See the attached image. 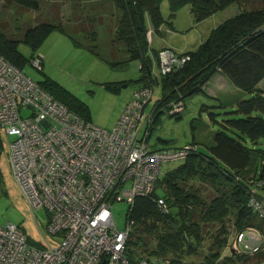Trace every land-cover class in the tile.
<instances>
[{
  "label": "trees",
  "instance_id": "trees-1",
  "mask_svg": "<svg viewBox=\"0 0 264 264\" xmlns=\"http://www.w3.org/2000/svg\"><path fill=\"white\" fill-rule=\"evenodd\" d=\"M0 1L4 5L23 11L35 12L41 7V0ZM85 1V5H90V8L88 7L90 15H84L81 19L74 16L69 21L72 27L60 21L39 20L33 25L29 22L18 34H12L11 24L0 19V55L24 71L30 59L19 51V44L27 45L32 57L39 52L47 36L57 30L74 46L83 47L110 66L132 60L138 61L142 74L136 81L141 82V86L152 88V84L157 83L159 79L151 74L153 60H157L158 49L150 47L152 35L149 39L148 31L159 32L165 23L172 28L171 21H166L163 17L162 0ZM167 2L169 19H172L181 7L188 5L196 22L205 20L233 4L238 5V8L232 16L211 28L206 38L194 49L179 52L187 57L182 66L168 74H159L162 95L153 108L155 113L149 128L148 140L160 111L156 110L164 109L172 115L179 114L185 107L184 98L192 94H203V85L217 70L225 74L235 87L244 91L247 97L237 101L234 108H227L220 103L213 105L226 108L225 113L235 117L223 119L220 123L221 128L214 132V142L207 145L208 150L202 151L201 143L192 139L188 143L196 144L195 150L180 159L182 161L180 165L163 173V177L161 174L151 194L137 195L133 203L128 204L126 216L127 220L132 221V229L127 242V252L130 257L135 258L138 256L137 249L146 247L148 241H154L155 248L147 254L153 264L157 263L151 256H165L175 248V235L171 230H177L175 233L179 234L193 235L192 237L199 242L200 221L222 222L229 214V206L234 210V230H240L246 225H256L264 230L262 225L264 222L260 221L259 226L249 221L250 218H258L247 205L249 193L254 189V182L264 180V148L256 145L264 138V89L257 86L264 79V0H167ZM105 13H109L113 23L109 26L108 37L104 39L99 34L97 25L100 24L98 17H103ZM41 70L42 68L39 71ZM38 83L53 97L87 119L86 105L74 94L48 77ZM102 84L111 91H118L121 86L115 82ZM171 101L181 102L182 110L171 112L169 105ZM200 110L206 111L209 118L215 121L212 105L203 103ZM1 147L3 146L0 137ZM172 147L178 146L163 145L158 149ZM251 164L254 165V172L250 175L242 174V170ZM196 177L214 184L227 181L231 184V189L207 201L200 200L194 192L184 190L178 183L179 179ZM255 193L259 199H264V189L257 187ZM158 197L165 199L169 208L167 213L161 212L156 206ZM192 205L202 207L199 221L189 220L188 207L192 208ZM174 207L176 211L173 210ZM227 242L226 235L222 239L216 237V250L208 254L202 264H211L218 260L221 255L220 248L226 247ZM261 258H264V250L254 256L226 255L223 262H250ZM165 264L180 263L171 259Z\"/></svg>",
  "mask_w": 264,
  "mask_h": 264
},
{
  "label": "built area",
  "instance_id": "built-area-1",
  "mask_svg": "<svg viewBox=\"0 0 264 264\" xmlns=\"http://www.w3.org/2000/svg\"><path fill=\"white\" fill-rule=\"evenodd\" d=\"M148 34L150 39L151 30ZM186 59L162 47L157 53L158 73L168 74ZM42 62L40 52L30 58L37 70ZM151 97L152 88L135 89L114 127L102 128L0 55V137H13L7 145L13 177L31 208L46 211V229L56 236L53 243L46 239L35 245L17 225H0V264H153L147 255L129 256L132 221L117 228L112 203L131 205L137 195L151 194L161 164L185 158L196 144L150 147L155 111H146V106ZM169 105L171 112L183 108L179 101ZM253 187L247 205L264 222V199L255 193L257 187L264 189V180ZM156 206L163 213L169 211L163 197L156 199ZM262 250L264 230L256 225L234 230L229 237V256H254ZM219 264H264V258Z\"/></svg>",
  "mask_w": 264,
  "mask_h": 264
},
{
  "label": "rangeland",
  "instance_id": "rangeland-1",
  "mask_svg": "<svg viewBox=\"0 0 264 264\" xmlns=\"http://www.w3.org/2000/svg\"><path fill=\"white\" fill-rule=\"evenodd\" d=\"M85 2V0H41L40 9L33 12L18 10L10 5H4L0 1V19L11 24L12 34H18L29 22L33 25L39 20L60 21L72 27V23L69 21L74 16L81 19L84 15H90L88 10L90 5H85ZM237 8L238 5L233 4L216 12L215 15L206 20L196 22L188 5L181 7L175 16L169 19L168 2L162 0L161 11L163 17L166 21H171L172 28L165 23L161 26L159 32L152 33L151 31L152 38L150 42L154 41L153 47L166 42L180 52L194 49L199 42L206 38L211 28L225 18L232 16ZM98 18L100 19V24L97 25L98 31L101 37L105 39L110 33L108 29L113 22L109 18V13H105L103 17ZM55 32L54 34H58L57 31ZM42 46L39 50L44 48L49 54L46 60L44 58L42 70H37L29 62L25 66L24 72L37 82H42L48 77L59 83L86 105L87 119L91 123L106 129L113 128L122 113L119 112L120 108L122 105L125 106L133 91L141 86V82L136 81L142 74L139 62L132 60L117 66H110L83 47L74 46L67 39H64V41L55 40L50 43L47 40ZM18 49L25 57L30 59L32 53L27 45L20 43ZM153 64L151 74L160 79L155 59ZM159 79L157 83L152 84V100L146 106V111L155 108L156 101L161 98ZM104 82L126 85L120 86L118 91H111L102 84ZM184 103L185 107L179 114L172 115L164 109L156 110L160 111L149 137L151 148L158 149L163 145L183 146L195 138L198 141L197 143H201V150L207 151V145L214 142V132L221 128L220 123L223 122V119L235 117L225 113L226 108L213 107L215 104L218 105V102L200 93L188 95L184 98ZM203 103L212 105V110L215 112V121L209 118L206 111L200 110ZM22 114L26 115L27 111H22ZM160 138L170 141L164 143L159 140ZM1 139L3 147L0 148V225L6 223L17 225L25 233L28 241L35 245L45 244L46 239L53 243L56 236L51 235L46 229L48 220L46 211L43 208H36L35 210L31 208L26 196L13 177L7 149V145L13 137L3 135ZM256 145L264 148V138ZM181 163V160L163 162L161 164L162 177L164 176L163 173ZM253 168L254 165L251 164L241 173L250 175L254 172ZM178 183L184 190H190L200 200L206 201L222 192H229L231 189V184L227 181L214 184L198 177L187 180L179 179ZM128 207V203L125 201H114L112 203L113 219L119 229L124 228L126 224ZM201 208L200 205H192V208L188 207L190 221H199L202 213ZM173 210L176 211V208L174 207ZM229 210V214L224 217L222 222L204 223L200 221L198 234L201 240L199 242L192 237L193 235L179 234L175 233L177 230H171L175 235V248L167 252L165 256H151V259L157 264H165L171 259L178 260L180 264H202L205 262L206 256L216 250V237L222 239L226 235L229 240L234 231V210L231 206H229ZM249 221L259 226L261 223L256 218H250ZM155 244L154 241H148L146 247L137 249V254L147 255L151 249L155 248ZM220 251V258L211 264L222 263L223 258L229 255L228 242L226 247L220 248Z\"/></svg>",
  "mask_w": 264,
  "mask_h": 264
},
{
  "label": "crops",
  "instance_id": "crops-1",
  "mask_svg": "<svg viewBox=\"0 0 264 264\" xmlns=\"http://www.w3.org/2000/svg\"><path fill=\"white\" fill-rule=\"evenodd\" d=\"M213 15H215V13L212 14L211 16H209L208 18L212 17ZM208 18H206V19H208ZM55 31H57V30L52 31L47 36V38L43 41L42 45L47 40L49 41V43L53 42L55 40H61V41L63 40L64 41V39H67L69 41V39L63 33H61L60 31H57L58 34H54V33H56ZM153 42L154 41H152L151 44H150V47L152 49L157 50V49H160L162 47H169V48L175 50L176 52H180V51L172 48L171 45L169 43H166V42L158 44L157 47H153ZM42 45H41V47H43ZM39 52L43 55V61H44V58L46 60V58L49 57V54L46 51V49L42 48L41 50H39ZM156 62H157V60H156ZM257 86L260 89H264V79H262L258 83ZM203 90H204V93L202 95L214 99L216 102L220 103L221 105H223V106H225L227 108H234L237 101H239L242 98L247 97V94L244 91L240 90L239 88L235 87L233 85V83L227 78V76L225 74H223L220 70H217L210 77V79L203 85ZM128 101H129V99L127 100V102ZM123 108H124V105H122V107L120 108L119 112H122Z\"/></svg>",
  "mask_w": 264,
  "mask_h": 264
},
{
  "label": "water",
  "instance_id": "water-1",
  "mask_svg": "<svg viewBox=\"0 0 264 264\" xmlns=\"http://www.w3.org/2000/svg\"><path fill=\"white\" fill-rule=\"evenodd\" d=\"M125 85H126V84H123V85H121V86H125ZM160 141H161V142H169L170 140H168V139H161V138H160Z\"/></svg>",
  "mask_w": 264,
  "mask_h": 264
}]
</instances>
